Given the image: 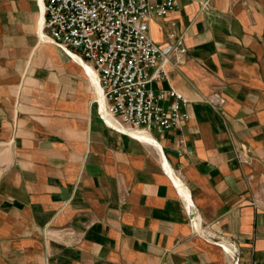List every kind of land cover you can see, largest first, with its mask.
I'll return each instance as SVG.
<instances>
[{"label": "crops", "instance_id": "obj_1", "mask_svg": "<svg viewBox=\"0 0 264 264\" xmlns=\"http://www.w3.org/2000/svg\"><path fill=\"white\" fill-rule=\"evenodd\" d=\"M44 21L43 0H0V264H234L226 244L264 264V0L149 20L156 45L183 37L152 87L188 119L147 137L101 116L94 69Z\"/></svg>", "mask_w": 264, "mask_h": 264}, {"label": "built area", "instance_id": "obj_2", "mask_svg": "<svg viewBox=\"0 0 264 264\" xmlns=\"http://www.w3.org/2000/svg\"><path fill=\"white\" fill-rule=\"evenodd\" d=\"M43 1L46 38L94 69L105 102L101 116L106 113L120 125L147 134L182 128L188 119L187 99L152 84L168 80L163 64L183 61V37L169 31L161 47L149 35V20L175 11L177 0ZM208 103L218 111L224 100L216 95ZM236 158L244 164L249 159L240 153ZM190 222L196 229V218ZM228 247L237 264V253Z\"/></svg>", "mask_w": 264, "mask_h": 264}, {"label": "bare ground", "instance_id": "obj_3", "mask_svg": "<svg viewBox=\"0 0 264 264\" xmlns=\"http://www.w3.org/2000/svg\"><path fill=\"white\" fill-rule=\"evenodd\" d=\"M100 88V87H99ZM101 90V89H100ZM101 95H102V98H103V94H102V91H101ZM104 100V99H103ZM105 108V107H104ZM105 114V113H104ZM106 116H108V115H106ZM109 117V116H108ZM123 126V125H122ZM124 127H126V126H124ZM129 128V127H128ZM138 132H140V131H138ZM138 135V134H137ZM141 136H146L147 137V134L146 133H144V132H142L141 133Z\"/></svg>", "mask_w": 264, "mask_h": 264}, {"label": "rangeland", "instance_id": "obj_4", "mask_svg": "<svg viewBox=\"0 0 264 264\" xmlns=\"http://www.w3.org/2000/svg\"><path fill=\"white\" fill-rule=\"evenodd\" d=\"M224 249H225V247L223 246V244L221 245ZM226 246L228 247V244H226ZM229 248V247H228ZM230 249V252H231V248H229ZM226 250V249H225ZM231 254V253H230ZM237 261H238V259H237Z\"/></svg>", "mask_w": 264, "mask_h": 264}]
</instances>
